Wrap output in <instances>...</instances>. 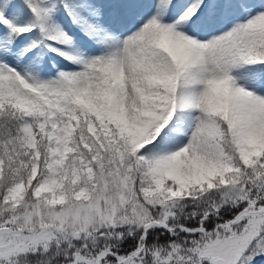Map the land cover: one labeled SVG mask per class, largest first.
Instances as JSON below:
<instances>
[{"label": "snow or ice", "instance_id": "6c2138e0", "mask_svg": "<svg viewBox=\"0 0 264 264\" xmlns=\"http://www.w3.org/2000/svg\"><path fill=\"white\" fill-rule=\"evenodd\" d=\"M0 264H264V0H0Z\"/></svg>", "mask_w": 264, "mask_h": 264}]
</instances>
